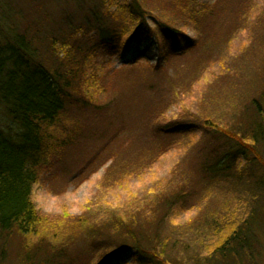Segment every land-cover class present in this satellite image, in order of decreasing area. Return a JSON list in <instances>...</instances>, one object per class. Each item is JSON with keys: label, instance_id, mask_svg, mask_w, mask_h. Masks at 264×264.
<instances>
[{"label": "rangeland", "instance_id": "obj_1", "mask_svg": "<svg viewBox=\"0 0 264 264\" xmlns=\"http://www.w3.org/2000/svg\"><path fill=\"white\" fill-rule=\"evenodd\" d=\"M47 1L48 8L57 6ZM57 1L85 32L80 48L88 51L100 97L95 109L79 116L73 144L42 169L33 191L37 206L94 222L138 214L143 219L156 193L183 187V201L161 227L168 264H176L175 256L205 264L208 247L218 241L215 227L229 221L243 228L253 249L231 263L264 264V170L253 154L233 146L231 164L234 173H244L240 181L202 185L199 174L222 141L203 122L232 127L263 90L264 0H191L185 9L183 0H112L106 3L110 13L129 18L136 2L147 16L134 35L111 42H101L91 25L98 0ZM254 182L260 191L251 188ZM203 219L214 226L199 225ZM71 253L75 264L92 256L83 241ZM110 264L138 262L129 249Z\"/></svg>", "mask_w": 264, "mask_h": 264}, {"label": "trees", "instance_id": "obj_2", "mask_svg": "<svg viewBox=\"0 0 264 264\" xmlns=\"http://www.w3.org/2000/svg\"><path fill=\"white\" fill-rule=\"evenodd\" d=\"M190 1H179L180 8H189ZM49 2L57 6L48 8L47 0H0V264H75L71 249L79 241L89 244L92 255L84 264H110L129 249L138 264H168V239L161 227L183 201V187L156 193L143 219L140 214L95 222L66 212L54 216L41 211L34 200L42 169L73 144L79 116L89 106L95 109L100 97L88 51L80 48L85 32L70 21L62 4ZM98 2L91 25L101 42H111L116 35L129 38L145 23L147 13L136 2L129 7V18L106 9L112 0ZM188 19L195 22L191 14ZM251 98L232 127L203 122L222 141L200 165L202 185L243 179V172H233L234 147L241 154L252 153L264 170V85ZM251 188L260 191L256 182ZM206 223L212 225L208 219L198 222ZM233 224L215 227L218 241L208 247L203 263L232 264L252 253L243 228ZM32 237L37 240L30 241ZM192 256L199 261L198 253ZM177 259L171 261L185 264Z\"/></svg>", "mask_w": 264, "mask_h": 264}]
</instances>
